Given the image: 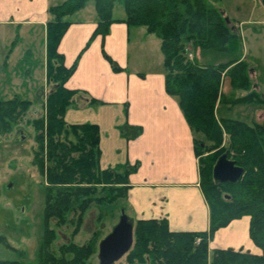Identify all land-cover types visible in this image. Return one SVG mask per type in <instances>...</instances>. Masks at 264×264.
<instances>
[{
	"label": "trees",
	"instance_id": "obj_1",
	"mask_svg": "<svg viewBox=\"0 0 264 264\" xmlns=\"http://www.w3.org/2000/svg\"><path fill=\"white\" fill-rule=\"evenodd\" d=\"M86 1L66 0L49 7L53 19L46 23L44 112L30 121L36 142L32 162L45 184L43 231L36 264H87L97 251L96 233L82 244L72 239L55 249L57 235L51 220H55L57 227L72 223L73 238L92 204H112L125 196L127 175L135 169L101 168L98 126L90 122L67 123L64 118L76 93L65 86L75 64L66 67L57 48L69 25L64 17ZM93 1L99 16L94 34L108 31L114 20L112 8L119 3L125 13L123 21L132 26L143 25L161 39L166 91L178 97L191 129L213 142L205 150L202 142L195 141L200 185L210 210L208 230L172 231L166 219H138L132 223V244L123 255L126 263L264 264V124L215 116L216 103L221 101L264 104V96L252 83L249 63L243 57L238 24L228 17L219 0ZM188 45L198 48L199 54L206 57L215 54L219 61L199 63L195 57L190 59ZM112 67L119 69L116 64ZM225 76L231 80L230 94L245 93L228 99L225 96L223 100L221 86ZM30 106V100L17 95L0 100V135L10 132ZM139 132L137 127L133 134ZM223 132L228 136V147L204 155V151L220 146ZM223 153L243 168L239 180L219 182L213 178V166ZM243 215L250 217L249 234L261 253L233 249L210 252L208 242L213 233ZM6 244L9 245L7 241ZM0 264L24 263L0 260Z\"/></svg>",
	"mask_w": 264,
	"mask_h": 264
},
{
	"label": "crops",
	"instance_id": "obj_2",
	"mask_svg": "<svg viewBox=\"0 0 264 264\" xmlns=\"http://www.w3.org/2000/svg\"><path fill=\"white\" fill-rule=\"evenodd\" d=\"M65 1L0 0V41L13 45L40 32L39 41L46 48V23L53 19L49 7ZM121 8L114 4V20L105 34H94L99 16L93 0L64 17L69 25L57 49L66 67L75 64L65 86L76 91L65 121L98 126L101 168L122 171L135 166L127 175L121 204L130 222L166 219L172 231H206L210 210L200 185L196 132L178 97L166 91L161 39L143 25H128ZM233 21L242 36L240 24L248 21L235 17ZM30 44L34 45L32 40ZM247 55L243 42V57ZM112 64L119 69L114 70ZM219 105L216 118H220L216 115ZM137 127L140 132L134 135ZM249 224L250 217L243 215L218 228L208 242L209 251L260 254Z\"/></svg>",
	"mask_w": 264,
	"mask_h": 264
},
{
	"label": "rangeland",
	"instance_id": "obj_3",
	"mask_svg": "<svg viewBox=\"0 0 264 264\" xmlns=\"http://www.w3.org/2000/svg\"><path fill=\"white\" fill-rule=\"evenodd\" d=\"M92 2V0H91ZM230 19L235 17L240 24L243 42L248 50L246 60L252 83L259 86L258 91L264 92V3L262 0H219ZM122 7L115 3V7ZM123 9V7L121 8ZM123 11V10H122ZM238 21V22H239ZM22 38L17 43L9 45L0 41V100L12 98L14 95L31 102L30 109L24 114L10 132L0 135V260H16L24 264L35 263L43 231V210L45 184L37 167L33 164L35 129L31 119L41 116L47 85L45 82V47L39 40L40 32ZM34 35H37L34 38ZM15 33L13 32L12 38ZM10 39V40H11ZM33 41L34 45L30 44ZM11 42V41H8ZM29 50V51H27ZM188 56L199 63H216L219 58L215 54L206 57L199 54L198 48L188 45ZM230 78L225 76L221 91L225 96H239L244 91L231 93ZM264 96V95H263ZM259 103H229L221 101L216 115L243 120L247 123L264 124V104ZM250 107V108H249ZM19 127V129H17ZM197 141L210 148L212 141L196 132ZM228 136L222 134L219 147L204 151V155L213 153L216 149L228 147ZM224 154V153H223ZM222 155V154H221ZM100 194V193H99ZM122 198L112 204L98 206L92 204L84 213L82 224L75 236L71 237L74 225L69 221L62 226H51L56 230L53 248L74 240L78 244L86 242L96 233L97 251L87 264H100L98 259V243L107 236L117 224L121 213ZM7 243L10 245H7ZM114 264H127L124 256Z\"/></svg>",
	"mask_w": 264,
	"mask_h": 264
},
{
	"label": "water",
	"instance_id": "obj_4",
	"mask_svg": "<svg viewBox=\"0 0 264 264\" xmlns=\"http://www.w3.org/2000/svg\"><path fill=\"white\" fill-rule=\"evenodd\" d=\"M264 3V0H262ZM228 22L229 19L227 18ZM243 174V168L227 157L224 153L218 157L213 169L212 176L219 182H235ZM132 222L121 210L119 220L112 231L105 236L98 245V259L100 264H113L121 258L132 244Z\"/></svg>",
	"mask_w": 264,
	"mask_h": 264
},
{
	"label": "flooded vegetation",
	"instance_id": "obj_5",
	"mask_svg": "<svg viewBox=\"0 0 264 264\" xmlns=\"http://www.w3.org/2000/svg\"><path fill=\"white\" fill-rule=\"evenodd\" d=\"M101 240H102V239H101ZM99 242H100V241H99ZM98 245H99V243H98ZM97 253H98V252H97ZM114 263H115V262H114ZM114 263H113V264H114ZM27 264H36V262H35V263H27Z\"/></svg>",
	"mask_w": 264,
	"mask_h": 264
},
{
	"label": "built area",
	"instance_id": "obj_6",
	"mask_svg": "<svg viewBox=\"0 0 264 264\" xmlns=\"http://www.w3.org/2000/svg\"><path fill=\"white\" fill-rule=\"evenodd\" d=\"M188 56H191V55L188 54Z\"/></svg>",
	"mask_w": 264,
	"mask_h": 264
}]
</instances>
